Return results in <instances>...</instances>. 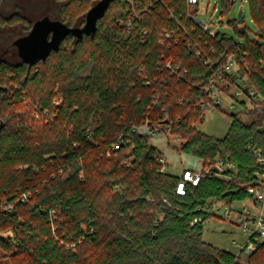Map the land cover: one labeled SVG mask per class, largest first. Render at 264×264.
Returning a JSON list of instances; mask_svg holds the SVG:
<instances>
[{
	"label": "trees",
	"instance_id": "trees-1",
	"mask_svg": "<svg viewBox=\"0 0 264 264\" xmlns=\"http://www.w3.org/2000/svg\"><path fill=\"white\" fill-rule=\"evenodd\" d=\"M98 1L0 0V31L24 34L44 16L83 26ZM247 2L253 37L238 18L237 37L207 35L188 0H112L94 33L69 35L46 60L26 64L14 41L0 44V264H264V242L237 254L203 238L205 208L248 201L264 171L247 149L264 157V0ZM228 54L263 112L240 102L251 120L231 113L219 138L197 125L210 101L203 87ZM143 127L179 138L174 148L203 166L220 157L236 171L179 194L180 176L162 169Z\"/></svg>",
	"mask_w": 264,
	"mask_h": 264
},
{
	"label": "built area",
	"instance_id": "built-area-1",
	"mask_svg": "<svg viewBox=\"0 0 264 264\" xmlns=\"http://www.w3.org/2000/svg\"><path fill=\"white\" fill-rule=\"evenodd\" d=\"M188 1L199 7L198 11L192 15V19L199 29L213 38L216 36H229L227 33L220 31L219 26L222 24L214 26L210 21H205L200 17V7H202L201 0ZM134 18L139 19V14L134 12L133 16L129 18L126 23L128 27H132ZM169 35V32H165V36ZM211 51L214 52V49H211ZM196 55L198 57H204V53L201 50H198ZM205 63L208 64L209 60L206 59ZM167 67L171 69L172 74L178 73V66L173 67L168 64ZM213 74L214 77L203 87V90L208 94L210 99L205 105L207 109L215 107L217 104L223 106V96L227 95L233 98L234 101L242 98L245 102H249L250 105L263 112L258 104L260 95L256 94V91L253 88H251L249 92H246V79L241 73L240 64L234 54H228L225 58V62L220 67H217ZM59 102L60 100H55L56 104ZM234 106L235 104L233 103L229 104V107ZM34 116L38 118L39 114L35 112ZM262 122L264 126V119ZM141 129H146V127L140 128L138 131L142 132ZM165 131H168V128H165ZM148 133L150 135H155L156 133H159V131L148 130ZM114 147L117 148L118 145H114ZM247 149L256 157L258 163L264 166V157L262 156L261 151L255 148L251 141L248 142ZM158 161L164 165L166 164L163 155L158 157ZM235 171L236 167L232 161L220 157L216 158L213 163H209L205 166L202 165L199 169L184 168L179 175L180 178L177 182L176 192L179 194H185L188 185H198L201 178L205 175L213 174L219 177H230V173H234ZM246 191L250 196L248 201L235 202L229 205L213 203L212 206L205 208L211 216H216L218 218L226 219L229 218L232 213L235 214L232 222L241 228L244 235L246 234L245 240L237 249V254H240L241 252H244L245 254L252 253L256 250L258 242H264V171L259 174V183L248 186ZM26 198L27 195H24L22 200H25ZM235 204L237 205V208H233ZM199 221H202V218H194L191 224H195ZM232 243L234 246L239 245V242L236 239H234Z\"/></svg>",
	"mask_w": 264,
	"mask_h": 264
},
{
	"label": "rangeland",
	"instance_id": "rangeland-1",
	"mask_svg": "<svg viewBox=\"0 0 264 264\" xmlns=\"http://www.w3.org/2000/svg\"><path fill=\"white\" fill-rule=\"evenodd\" d=\"M200 17L205 21H210L214 26H219L220 31L227 33L229 36L237 37L232 24L238 17L239 11H242L244 15L243 21L240 23L238 20L235 21L237 26H247V31L250 36H255L257 28L251 19L249 6L247 0H236L235 3L230 4L228 8L225 7L223 0H201ZM234 22V23H235ZM235 23V24H236ZM20 26H6L1 28L0 44H12V42L22 35L29 33L31 27L25 25L26 33L19 35L18 30ZM224 102L223 107L227 110L224 112L220 108L210 107L206 110L205 120L199 123L198 128L210 135L222 138L226 135L232 122L231 113H236L242 120L248 122L251 120V115L247 112V108L240 104L244 99L239 98L234 101L230 96H223ZM242 99V100H241ZM245 102V101H244ZM235 104L234 107H229V104ZM248 107L249 102H245ZM146 131V129H141ZM148 132V130L146 131ZM152 143L159 151L162 152L165 158V165L163 170L168 171L175 175H180L184 168L199 169L202 166V161L198 157L193 155L178 152L174 147H178L180 140L176 137L166 135L165 133H156L152 136ZM233 208H237L235 204ZM235 214L229 218L223 219L216 216H211L205 222L203 238L204 240L213 243L219 247H223L228 250H237L240 244L245 240L246 234L242 235L241 228L233 223ZM236 239L239 242L238 246H234L232 241ZM2 264H10L8 259H4Z\"/></svg>",
	"mask_w": 264,
	"mask_h": 264
},
{
	"label": "water",
	"instance_id": "water-1",
	"mask_svg": "<svg viewBox=\"0 0 264 264\" xmlns=\"http://www.w3.org/2000/svg\"><path fill=\"white\" fill-rule=\"evenodd\" d=\"M235 1L231 0V3ZM111 2L112 0H99L93 5L86 14L83 26H69L49 16L36 20L28 34L14 40L19 56L26 64L46 60L53 50L60 48L61 42L69 35L82 38L85 34L94 33L98 20L105 15ZM243 17L242 11H239L238 20H242Z\"/></svg>",
	"mask_w": 264,
	"mask_h": 264
},
{
	"label": "flooded vegetation",
	"instance_id": "flooded-vegetation-1",
	"mask_svg": "<svg viewBox=\"0 0 264 264\" xmlns=\"http://www.w3.org/2000/svg\"><path fill=\"white\" fill-rule=\"evenodd\" d=\"M33 26V25H32ZM32 28V27H31ZM22 36H24V35H22ZM21 37V36H20ZM30 65V64H29Z\"/></svg>",
	"mask_w": 264,
	"mask_h": 264
},
{
	"label": "crops",
	"instance_id": "crops-1",
	"mask_svg": "<svg viewBox=\"0 0 264 264\" xmlns=\"http://www.w3.org/2000/svg\"><path fill=\"white\" fill-rule=\"evenodd\" d=\"M243 235V234H242Z\"/></svg>",
	"mask_w": 264,
	"mask_h": 264
}]
</instances>
